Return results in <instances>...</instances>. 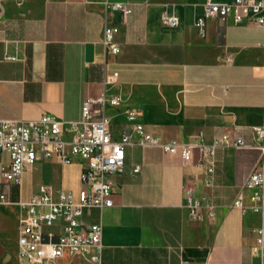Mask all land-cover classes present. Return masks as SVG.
<instances>
[{
    "label": "crops",
    "instance_id": "0c3cea01",
    "mask_svg": "<svg viewBox=\"0 0 264 264\" xmlns=\"http://www.w3.org/2000/svg\"><path fill=\"white\" fill-rule=\"evenodd\" d=\"M111 3L131 9L125 24ZM205 8L206 0H0V119L79 120L86 99L116 96V106H93L115 132L131 108L163 141L196 143L204 132L207 143L230 134L261 145L253 127L264 121V28L212 18L201 36L196 23ZM165 13L179 18L177 28L162 25ZM107 23L119 29L117 55L102 45ZM200 159L196 152L185 165L160 148L126 149L123 172L111 178L113 205L87 209L81 220L102 227L100 264H264L255 233L264 214L232 208L241 192L249 202L244 186L264 153L219 148L211 189ZM72 172L76 185L67 183ZM80 173L79 162L49 159L27 168L20 185L0 174V264H28L18 252L25 213L17 202L40 186L76 195ZM186 188L213 201V218L203 208L192 217ZM43 264L92 263L89 254H64Z\"/></svg>",
    "mask_w": 264,
    "mask_h": 264
},
{
    "label": "built area",
    "instance_id": "2783aa9c",
    "mask_svg": "<svg viewBox=\"0 0 264 264\" xmlns=\"http://www.w3.org/2000/svg\"><path fill=\"white\" fill-rule=\"evenodd\" d=\"M109 8L120 13L122 24L131 14V9L123 3H111ZM212 18L224 23L230 20L234 24L264 28V0H234L231 3L206 0L205 13L196 23L201 36H205L207 21ZM162 25L175 29L179 26V18L165 13ZM118 32L117 26L105 24L102 45L109 54L120 52L115 41ZM7 59L15 61L13 57ZM118 101L116 96L88 98L82 104L79 120L66 121L50 115L35 119H0V155L7 157V162L0 165V174L6 184L20 185L26 169L41 160L57 159L62 165L79 162L81 166V188L76 195L62 188L40 186L28 200L17 202L25 213L19 222L18 252L28 264L54 261L64 254H89L92 264L101 263L102 227L98 224L84 227L81 220L87 209L102 210L113 205L115 184L111 178L123 172L128 147L160 148L168 154L180 155L185 165L191 164L198 152L201 155L200 166L205 168L207 176L205 185L209 189L214 187L215 154L219 148H251L264 153V121L253 127L262 144L251 146L242 137L234 139L230 134L207 143L204 132H200L196 143L163 141L138 120L139 112L131 108L124 111L127 123L122 130L115 132L104 116L94 113L93 106H116ZM140 171V167L134 169L135 173ZM244 189L252 192L249 202L241 192L232 208L244 214H264V159L252 172ZM186 192L188 207L195 220L201 218L199 210L202 208L207 209L210 217L215 216L216 206L211 199L198 198L187 188ZM0 200L5 202V196L2 195ZM52 226L58 227L56 234L51 231L44 233V228ZM255 233L258 245L263 247L264 228H258Z\"/></svg>",
    "mask_w": 264,
    "mask_h": 264
},
{
    "label": "rangeland",
    "instance_id": "374dc122",
    "mask_svg": "<svg viewBox=\"0 0 264 264\" xmlns=\"http://www.w3.org/2000/svg\"><path fill=\"white\" fill-rule=\"evenodd\" d=\"M67 183H71L72 185H76L75 183V176L74 173L72 172V174L67 178Z\"/></svg>",
    "mask_w": 264,
    "mask_h": 264
}]
</instances>
